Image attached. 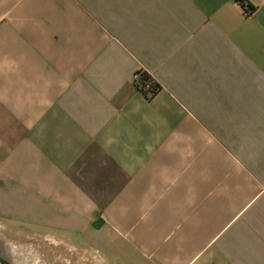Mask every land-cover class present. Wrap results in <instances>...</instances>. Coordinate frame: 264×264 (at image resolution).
<instances>
[{
	"label": "crops",
	"instance_id": "obj_1",
	"mask_svg": "<svg viewBox=\"0 0 264 264\" xmlns=\"http://www.w3.org/2000/svg\"><path fill=\"white\" fill-rule=\"evenodd\" d=\"M247 1L0 0L3 228L65 236L83 264H264Z\"/></svg>",
	"mask_w": 264,
	"mask_h": 264
},
{
	"label": "rangeland",
	"instance_id": "obj_2",
	"mask_svg": "<svg viewBox=\"0 0 264 264\" xmlns=\"http://www.w3.org/2000/svg\"><path fill=\"white\" fill-rule=\"evenodd\" d=\"M60 238L52 240L41 233L8 231L0 222V244L6 245L12 256L25 253L34 264H83L85 251L72 248L65 236Z\"/></svg>",
	"mask_w": 264,
	"mask_h": 264
},
{
	"label": "bare ground",
	"instance_id": "obj_3",
	"mask_svg": "<svg viewBox=\"0 0 264 264\" xmlns=\"http://www.w3.org/2000/svg\"><path fill=\"white\" fill-rule=\"evenodd\" d=\"M0 248V251L3 253V257L0 256V264H34L32 258L25 253L12 256L6 245L0 244Z\"/></svg>",
	"mask_w": 264,
	"mask_h": 264
},
{
	"label": "built area",
	"instance_id": "obj_4",
	"mask_svg": "<svg viewBox=\"0 0 264 264\" xmlns=\"http://www.w3.org/2000/svg\"><path fill=\"white\" fill-rule=\"evenodd\" d=\"M142 70H139L135 72L134 74V81L137 84V87H139V90H141L143 93H145L147 96H153L155 92V88L153 87V80L150 79V81H146L145 83L142 82V79L140 77V72Z\"/></svg>",
	"mask_w": 264,
	"mask_h": 264
},
{
	"label": "trees",
	"instance_id": "obj_5",
	"mask_svg": "<svg viewBox=\"0 0 264 264\" xmlns=\"http://www.w3.org/2000/svg\"><path fill=\"white\" fill-rule=\"evenodd\" d=\"M239 3L246 9V10H251L253 8V5L250 4L247 0H238ZM140 77L142 79V82L145 83L146 81H150L153 80V87L155 88V92L156 90L159 89V85L158 83L151 77V75L149 73H147L146 71L142 70L140 72ZM139 88V87H138ZM145 94V93H144ZM146 95V94H145ZM147 96V95H146ZM147 97H151V96H147Z\"/></svg>",
	"mask_w": 264,
	"mask_h": 264
},
{
	"label": "flooded vegetation",
	"instance_id": "obj_6",
	"mask_svg": "<svg viewBox=\"0 0 264 264\" xmlns=\"http://www.w3.org/2000/svg\"><path fill=\"white\" fill-rule=\"evenodd\" d=\"M1 249V248H0ZM0 256L3 257V253L0 251Z\"/></svg>",
	"mask_w": 264,
	"mask_h": 264
}]
</instances>
